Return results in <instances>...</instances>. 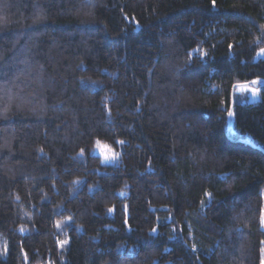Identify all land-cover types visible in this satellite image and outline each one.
<instances>
[{"label":"trees","instance_id":"obj_1","mask_svg":"<svg viewBox=\"0 0 264 264\" xmlns=\"http://www.w3.org/2000/svg\"><path fill=\"white\" fill-rule=\"evenodd\" d=\"M261 49L264 0H0V264H261Z\"/></svg>","mask_w":264,"mask_h":264},{"label":"rangeland","instance_id":"obj_2","mask_svg":"<svg viewBox=\"0 0 264 264\" xmlns=\"http://www.w3.org/2000/svg\"><path fill=\"white\" fill-rule=\"evenodd\" d=\"M260 58H264V49H261L256 55L255 60H258ZM261 79H257L251 83L247 84H239L234 89V103L235 104H247V103H256L260 100V83ZM231 136H234V115L231 120ZM99 154L102 157V160L104 163H107L109 161V157H113V154L110 152L105 151L104 149H101ZM263 197H264V190H263ZM262 222V230L264 231V209L262 212L261 217ZM264 264V261L261 263Z\"/></svg>","mask_w":264,"mask_h":264},{"label":"water","instance_id":"obj_3","mask_svg":"<svg viewBox=\"0 0 264 264\" xmlns=\"http://www.w3.org/2000/svg\"><path fill=\"white\" fill-rule=\"evenodd\" d=\"M229 121H230V115H229Z\"/></svg>","mask_w":264,"mask_h":264},{"label":"snow or ice","instance_id":"obj_4","mask_svg":"<svg viewBox=\"0 0 264 264\" xmlns=\"http://www.w3.org/2000/svg\"><path fill=\"white\" fill-rule=\"evenodd\" d=\"M230 115H231V113H230Z\"/></svg>","mask_w":264,"mask_h":264}]
</instances>
